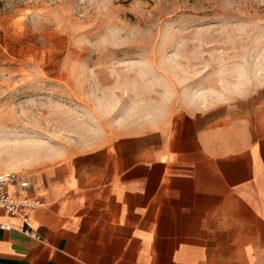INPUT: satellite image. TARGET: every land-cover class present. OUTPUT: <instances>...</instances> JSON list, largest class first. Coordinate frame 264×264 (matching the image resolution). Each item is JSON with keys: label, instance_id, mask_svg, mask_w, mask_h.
I'll list each match as a JSON object with an SVG mask.
<instances>
[{"label": "rangeland", "instance_id": "1", "mask_svg": "<svg viewBox=\"0 0 264 264\" xmlns=\"http://www.w3.org/2000/svg\"><path fill=\"white\" fill-rule=\"evenodd\" d=\"M0 1V174L131 113L264 106V0Z\"/></svg>", "mask_w": 264, "mask_h": 264}, {"label": "crops", "instance_id": "2", "mask_svg": "<svg viewBox=\"0 0 264 264\" xmlns=\"http://www.w3.org/2000/svg\"><path fill=\"white\" fill-rule=\"evenodd\" d=\"M129 114L97 142L51 152L0 211V264H264V106Z\"/></svg>", "mask_w": 264, "mask_h": 264}, {"label": "built area", "instance_id": "3", "mask_svg": "<svg viewBox=\"0 0 264 264\" xmlns=\"http://www.w3.org/2000/svg\"><path fill=\"white\" fill-rule=\"evenodd\" d=\"M12 186H18L22 189L28 188L30 180L27 174L23 172L0 174V211L19 217L22 222L19 230L25 235L41 241L42 236L30 224V213L41 206V199L32 195L16 197L10 189ZM0 227L4 229L13 228L12 224L5 223H0Z\"/></svg>", "mask_w": 264, "mask_h": 264}, {"label": "trees", "instance_id": "4", "mask_svg": "<svg viewBox=\"0 0 264 264\" xmlns=\"http://www.w3.org/2000/svg\"><path fill=\"white\" fill-rule=\"evenodd\" d=\"M2 3H1V1H0V5H1Z\"/></svg>", "mask_w": 264, "mask_h": 264}]
</instances>
